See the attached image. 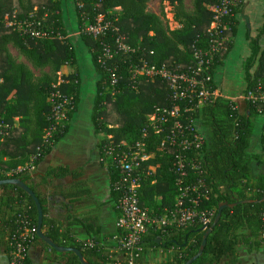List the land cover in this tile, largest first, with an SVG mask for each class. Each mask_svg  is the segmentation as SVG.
I'll use <instances>...</instances> for the list:
<instances>
[{"label": "trees", "instance_id": "trees-1", "mask_svg": "<svg viewBox=\"0 0 264 264\" xmlns=\"http://www.w3.org/2000/svg\"><path fill=\"white\" fill-rule=\"evenodd\" d=\"M73 1L77 12L75 31L96 73L92 120L96 131L103 133L99 141L100 163L107 171L112 199L117 200L119 192L115 186L123 176L115 158L124 150L119 145L121 141L134 145L142 140L147 153L151 154L140 164L143 174L138 188L140 205L151 214L160 215L164 209H172L179 188L184 185H196L198 192L204 193L195 205L197 214L192 223L144 237L139 245L138 262L184 264L197 253L206 229L218 213L219 204L237 202L233 207L223 208L206 238L203 252L192 262L236 264L237 246L249 239L242 231L256 234L264 211V200L259 201L264 197V173L254 175L251 166L252 159L264 166V99L253 101L246 97L249 91L258 96L259 86L264 92V45L257 38H250L249 45L240 49L245 50L240 62L242 76L237 78L239 90L234 95L227 93L230 87L227 78L221 81L217 76L218 69L234 50V43L227 40L209 67L208 90L215 92L212 99L199 112L184 111L185 107L195 104L196 99L176 102L182 109L178 120L183 128L198 119L206 132L202 155L194 158L195 162H200V171L194 172L188 167L185 174L179 176L175 172L173 148L161 146L165 134L147 130L143 136L142 132L155 107H168L173 103L168 85L159 78L144 75L133 78L132 69L144 62L164 65L174 72L195 68L193 52L207 49L212 7L219 0H192L189 10L184 0H161L173 6L174 19L179 23V28L173 30L168 28L162 10L159 14L147 10L150 0ZM64 2L0 0V179L20 178L33 191L42 209L41 231L56 245L79 249L92 264H116L112 258L115 253L101 244L96 215L83 220L74 217L79 202L91 195L84 168H71L67 164L41 165L67 132V122L79 102L80 57L64 25ZM239 7L229 18L231 28L225 32L227 37L235 33ZM98 14L103 15L102 23L107 24L104 32L96 37L81 33L84 23H97ZM5 16L15 24L7 26L3 21ZM18 23L24 25V30L17 27ZM260 30L264 32V24ZM117 40L125 44L127 50L118 49ZM9 43L33 68L47 66L48 71L35 77L26 64L16 62L10 55ZM106 47L115 51L111 59L104 57ZM112 72L116 73L118 81L114 87H109ZM59 79L62 82L54 88ZM225 82L227 85H222ZM55 89L71 98L72 108L66 111L67 121L64 120L46 141V130L53 124L49 97ZM16 116L20 117L17 127ZM109 147H113L111 153L107 151ZM256 148L258 152H254ZM2 154L7 158L3 159ZM188 155L194 157V152ZM56 210L62 211L61 217ZM203 218L208 219L206 226ZM21 220H28L36 228L37 210L33 199L15 185H0V253L6 254L12 237L23 230ZM76 226L90 238H78ZM26 246V253L30 247L39 248L48 262L81 264L73 252L56 251L36 233ZM156 248L172 249L174 255L160 263L142 260L147 250ZM26 259L34 264L28 256Z\"/></svg>", "mask_w": 264, "mask_h": 264}, {"label": "built area", "instance_id": "built-area-1", "mask_svg": "<svg viewBox=\"0 0 264 264\" xmlns=\"http://www.w3.org/2000/svg\"><path fill=\"white\" fill-rule=\"evenodd\" d=\"M244 0H219L212 7V18L207 30L208 47L206 50L195 49L193 57L196 61L195 68L186 72H174L166 68L164 65H148L145 62L141 66H134L132 69V77L144 75L148 78H159L166 82L170 90V97L173 103L170 106L155 107L148 116L147 125L142 130L143 136L147 130H151L156 134H165L162 139L161 146H169L173 148V160L175 172L179 176L185 174L189 167L194 172L200 171V162H195L194 158H200L202 155L201 146L206 140V136L199 127L198 119L190 121V124L183 128V124L178 120L181 117V107L177 101H185L186 99H196V103L184 108V111L192 110L199 112L206 102H209L215 92L208 90V83L211 79L209 67L213 63V59L218 55L225 42L229 37L225 35L229 31V18L233 14V10L240 6ZM4 23L7 26L15 24L7 16L4 17ZM107 26L102 21L95 24L84 23L80 32L96 37L104 32ZM18 28L24 30V25L18 23ZM37 35V32H33ZM118 49L127 50L125 44L117 40ZM114 50L110 47L104 49V57L111 59ZM118 76L112 72L110 75L109 87L117 84ZM62 82L53 85L54 88ZM258 89V96L253 91H249L246 95L248 99L256 101L257 98L264 99V92ZM113 92V91H112ZM49 102L52 105V126L46 130L45 140L48 141L53 131L60 126V122L66 119V111L72 108L70 97L61 94L60 90L55 89L51 92ZM170 120L172 121L170 124ZM2 126V125H0ZM3 127H7L4 125ZM168 129V130H165ZM119 145L124 147L116 154L115 158L122 169L123 176L116 183L115 189L119 192L115 201L117 218L115 226L117 234L114 236L115 254L112 258L116 264H140V243L145 236L153 232H166L169 229H181L192 223L195 219L197 211L195 205L204 193L198 192L196 185H184L180 187V193L176 197L175 205L172 209H164L160 215L151 214L147 208L140 205L138 188L141 184L140 164L147 160L151 154L147 153L145 143L141 140L134 145L126 144L121 141ZM113 147L108 148L111 153ZM194 152V157L188 155ZM194 192L195 195H191ZM205 226L208 223L207 218L202 219ZM23 223L22 231L17 236H13L9 245L10 249L6 253L8 255L9 264H28L26 261V242L33 237L36 228L30 224L28 220H21ZM256 241L264 255V211L261 213V227L257 232ZM143 260V257H142ZM144 261V260H143Z\"/></svg>", "mask_w": 264, "mask_h": 264}, {"label": "crops", "instance_id": "crops-1", "mask_svg": "<svg viewBox=\"0 0 264 264\" xmlns=\"http://www.w3.org/2000/svg\"><path fill=\"white\" fill-rule=\"evenodd\" d=\"M263 24L264 0H244L238 8L235 33L229 37L230 43H234V49H240L242 46L245 48L246 44L249 45L248 43L250 38H257L259 39V42L264 45V32H261L260 30ZM177 27L179 28V26ZM239 43L246 44L241 45ZM7 50L16 62L26 64L35 77L40 76L42 72L48 71L47 66L43 68H33L27 59L17 50V48L12 45V43L7 45ZM234 51L235 50H233L230 55ZM226 67L228 69V64ZM91 68L93 72L87 78H84L85 75L81 71L80 67V94L77 109L71 119L67 122L69 125L67 132L56 142L49 154H47L43 159L41 165L67 164L71 168H84L85 177L88 180L91 195L79 202L74 217L79 220H83L87 216L96 215V224L100 227L99 237L101 239V244L107 247L109 245H114V236L117 234L115 222L118 213L115 208V201L112 199L107 171L100 163L99 141L103 138V133L96 131L92 120L94 112L93 105L96 73L92 64ZM223 72L222 67L218 69L217 76L219 79L223 78L220 75ZM88 86H92L91 97L87 91ZM89 98L92 99L91 102L87 101ZM79 106H81L82 109L84 107L87 108L89 115L87 119H82L80 117L78 109ZM19 119L20 117H14L16 127L19 125ZM62 123H64V121ZM201 130L205 135V128L202 127ZM109 137L110 136H108V138ZM2 158L6 159L5 154H2ZM258 166L260 168L264 167L263 165ZM57 211L62 213L61 210ZM58 216L61 217L62 214ZM75 229L78 238H90L80 226H76ZM242 233H244L249 239L237 246L236 264H264L263 252L256 241L257 232L256 234H250L246 230H243ZM30 250L34 251L33 248L29 249V251ZM150 250H147V252ZM155 255L157 258L154 262H165L174 255V251L172 249L160 248L158 251H155ZM7 262L8 260L5 257V253H0V264H7Z\"/></svg>", "mask_w": 264, "mask_h": 264}, {"label": "rangeland", "instance_id": "rangeland-1", "mask_svg": "<svg viewBox=\"0 0 264 264\" xmlns=\"http://www.w3.org/2000/svg\"><path fill=\"white\" fill-rule=\"evenodd\" d=\"M184 4L185 7L189 10L192 9V0H184ZM147 10L150 12H153L155 14H159L160 11L162 10L164 13V18L165 21L168 25V28L173 30V29H177L179 26L178 21H176L174 19V12H173V6H171L169 4L168 1H161V0H150L147 3ZM62 16H63V20H64V25H66V29L68 31V36L70 37V39L73 41L74 46H76L78 48V55L80 57V67H81V71L83 72V74L85 75L84 78H87L93 71L91 68V64H90V58L88 56V54L86 53V48L85 46L81 43L80 37L78 36V34L76 33V17H77V12H76V8H75V3L73 0H65L64 4H63V12H62ZM103 19V15L102 14H98L96 17V21H102ZM177 27V28H175ZM241 45H244V43H239ZM246 44V43H245ZM236 47V45H235ZM241 47V46H240ZM241 49V48H240ZM238 48H235L234 52L229 55L227 57V62L226 64L222 65V70L224 71L223 73H221V77L220 80L223 81L224 79H226L228 82H230V87L228 86L227 88V93L229 95H234L235 93H237V91L239 90V82L237 81V78H240V76H242L241 72H240V62L242 61V57H243V53L245 50H240ZM242 63V62H241ZM228 64V69L226 67V65ZM89 72V74H88ZM222 85H227V82H225V84L223 83ZM88 94L91 97L92 96V86L89 87L88 86ZM92 99H88V102H91ZM79 109V113H80V117L82 119H87L88 115V110L86 107H84L83 109L81 108V106L78 107ZM62 122H60V126H62ZM201 125H199L200 127ZM202 128V127H200ZM45 136V135H44ZM259 148L255 149V152H258ZM6 156V155H5ZM7 158V157H6ZM252 168L253 171L252 173L254 175H258L261 173H264V167H259L256 163V160L253 159L252 160ZM68 181V179L65 180V182ZM57 211V210H56ZM57 215H61L62 213L60 211L56 212ZM112 246H107L105 247L107 251H109L110 253H116L115 251V247ZM31 249V247L29 248ZM33 250H28L26 253V258L28 256L29 260L31 262L35 263H47V264H55L52 262H48L45 261L43 259V256L39 250V248H33ZM160 248H156V249H151L149 252H147L145 255H143V260L147 261V262H154L157 258V256L155 255V251L159 250ZM155 250V251H154ZM154 252V253H153ZM32 253V254H31ZM5 257L7 258L8 262L7 264H9V259H8V255L5 254ZM26 261L28 262V260L26 259ZM29 264V262H28Z\"/></svg>", "mask_w": 264, "mask_h": 264}, {"label": "water", "instance_id": "water-1", "mask_svg": "<svg viewBox=\"0 0 264 264\" xmlns=\"http://www.w3.org/2000/svg\"><path fill=\"white\" fill-rule=\"evenodd\" d=\"M2 184H11V185H15L21 189H23L34 201L35 206H36V210H37V224H36V236L40 239L43 240L45 243H47L51 248L55 249L58 252L64 253V252H68L71 251L73 252L79 259V262L81 264H92L90 262H88L82 255V253L80 252L79 249L74 248V247H65V246H59L56 245L48 236L44 235L41 231V226H42V209H41V205L38 201V199L36 198V196L34 195L33 191L26 185L23 183V181L20 178H6V179H0V185ZM264 197L262 199H260L259 201H263ZM235 203L232 204H228L227 202H223L220 203L218 206V213L212 223V225L210 227H208L204 233L203 236V240L202 243L197 251V253L191 257L190 259H188L184 264H192V262H194L203 252L204 246L206 244V238L208 236V234L212 231L214 225L217 223V221L220 218L221 212L223 210V208L225 207H233ZM160 239L157 238L156 241L158 242Z\"/></svg>", "mask_w": 264, "mask_h": 264}]
</instances>
